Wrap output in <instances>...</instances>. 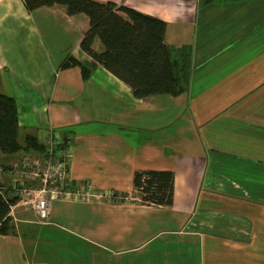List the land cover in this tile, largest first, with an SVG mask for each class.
<instances>
[{
    "label": "crops",
    "instance_id": "obj_1",
    "mask_svg": "<svg viewBox=\"0 0 264 264\" xmlns=\"http://www.w3.org/2000/svg\"><path fill=\"white\" fill-rule=\"evenodd\" d=\"M98 1L166 20V42L191 49L188 85L138 97L101 63L87 79L60 68L92 62L89 16L0 0V90L15 97L23 136L44 142L51 126L70 138L74 185L123 196L54 197L45 223L16 205L0 264H264V0ZM93 46L104 49L99 37ZM23 153L0 151V165ZM150 169L174 171L171 205L141 201L134 174Z\"/></svg>",
    "mask_w": 264,
    "mask_h": 264
},
{
    "label": "trees",
    "instance_id": "obj_2",
    "mask_svg": "<svg viewBox=\"0 0 264 264\" xmlns=\"http://www.w3.org/2000/svg\"><path fill=\"white\" fill-rule=\"evenodd\" d=\"M214 0H204L209 4ZM31 12L55 3L66 6L67 13H86L90 26L85 31L81 47L93 60L83 64L73 56L66 58L60 68L79 65L85 79L99 63L129 84L138 97L155 94L180 95L186 90L191 73V49L165 40L166 20L143 13L127 5L98 0H24ZM99 37L103 51L93 44ZM18 104L14 96L0 90V151L4 153L44 152L45 143L33 133L20 139ZM173 170H137L134 186L143 203L171 205L174 197ZM8 188H0V235L16 232L10 215L18 196Z\"/></svg>",
    "mask_w": 264,
    "mask_h": 264
},
{
    "label": "built area",
    "instance_id": "obj_3",
    "mask_svg": "<svg viewBox=\"0 0 264 264\" xmlns=\"http://www.w3.org/2000/svg\"><path fill=\"white\" fill-rule=\"evenodd\" d=\"M44 152H24L21 158L10 166L0 165V188L5 175L9 177L7 188L10 194L18 196L12 205L20 204L34 210L40 222H49L54 197L93 201L97 198L121 200L122 194L96 191L88 184L74 185L70 179V138L61 139L50 126L45 131Z\"/></svg>",
    "mask_w": 264,
    "mask_h": 264
},
{
    "label": "rangeland",
    "instance_id": "obj_4",
    "mask_svg": "<svg viewBox=\"0 0 264 264\" xmlns=\"http://www.w3.org/2000/svg\"><path fill=\"white\" fill-rule=\"evenodd\" d=\"M20 139H21V140L23 139V133H22V131H21ZM101 199H103V198H97V199H95V200H101ZM65 250H66V254L72 252V251H71V247H69V246H67V247L65 248Z\"/></svg>",
    "mask_w": 264,
    "mask_h": 264
}]
</instances>
